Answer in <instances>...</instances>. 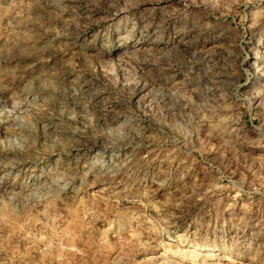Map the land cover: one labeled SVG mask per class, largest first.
Instances as JSON below:
<instances>
[{
    "label": "rangeland",
    "instance_id": "374dc122",
    "mask_svg": "<svg viewBox=\"0 0 264 264\" xmlns=\"http://www.w3.org/2000/svg\"><path fill=\"white\" fill-rule=\"evenodd\" d=\"M0 264H264V0H0Z\"/></svg>",
    "mask_w": 264,
    "mask_h": 264
},
{
    "label": "bare ground",
    "instance_id": "6f19581e",
    "mask_svg": "<svg viewBox=\"0 0 264 264\" xmlns=\"http://www.w3.org/2000/svg\"><path fill=\"white\" fill-rule=\"evenodd\" d=\"M167 246H168V244H167ZM220 259L221 260H225V261H229L230 260L229 256H222Z\"/></svg>",
    "mask_w": 264,
    "mask_h": 264
}]
</instances>
